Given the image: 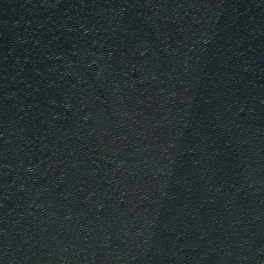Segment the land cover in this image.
Segmentation results:
<instances>
[{"label":"water","instance_id":"1","mask_svg":"<svg viewBox=\"0 0 264 264\" xmlns=\"http://www.w3.org/2000/svg\"><path fill=\"white\" fill-rule=\"evenodd\" d=\"M0 264H264V0H0Z\"/></svg>","mask_w":264,"mask_h":264}]
</instances>
